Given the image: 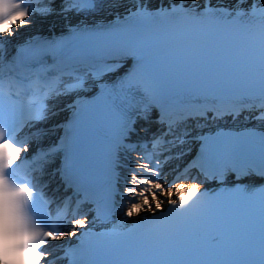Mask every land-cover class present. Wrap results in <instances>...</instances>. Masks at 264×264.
<instances>
[{"label": "snow or ice", "instance_id": "snow-or-ice-1", "mask_svg": "<svg viewBox=\"0 0 264 264\" xmlns=\"http://www.w3.org/2000/svg\"><path fill=\"white\" fill-rule=\"evenodd\" d=\"M120 2L125 11L106 20L104 0H0V264L5 252L26 264H264V133L189 128L245 112L264 124V0ZM52 15L65 20L59 37H29L9 57L19 28ZM126 58L132 70L103 83ZM18 66L42 82L27 110L11 94ZM97 84L94 99L84 95ZM195 91L203 105L168 103ZM156 107L160 129L134 139ZM62 112L64 121L39 126ZM193 143L198 156L181 169ZM193 168L216 190L189 183ZM44 175L63 196L48 195Z\"/></svg>", "mask_w": 264, "mask_h": 264}, {"label": "rangeland", "instance_id": "rangeland-1", "mask_svg": "<svg viewBox=\"0 0 264 264\" xmlns=\"http://www.w3.org/2000/svg\"><path fill=\"white\" fill-rule=\"evenodd\" d=\"M113 3L111 4L113 7H116L119 3H120V5H122V3L120 2V0H111ZM216 2V0H214V3ZM187 3H201V0H187ZM111 5L109 6V7H111ZM124 6V5H123ZM107 8V11L106 12H104V14H106V15H102V17H108L109 15V9L110 8ZM56 17H57V19H56V23L57 24H62L63 23V21H65L62 17H60V16H58V15H56Z\"/></svg>", "mask_w": 264, "mask_h": 264}, {"label": "clouds", "instance_id": "clouds-1", "mask_svg": "<svg viewBox=\"0 0 264 264\" xmlns=\"http://www.w3.org/2000/svg\"><path fill=\"white\" fill-rule=\"evenodd\" d=\"M4 264H26V261L23 259V254L16 257H10L7 252H5Z\"/></svg>", "mask_w": 264, "mask_h": 264}, {"label": "bare ground", "instance_id": "bare-ground-1", "mask_svg": "<svg viewBox=\"0 0 264 264\" xmlns=\"http://www.w3.org/2000/svg\"><path fill=\"white\" fill-rule=\"evenodd\" d=\"M104 4H105V2H104ZM104 11H106V8L105 7H103V9L101 10V12H104ZM33 26L35 27L36 25H33Z\"/></svg>", "mask_w": 264, "mask_h": 264}]
</instances>
